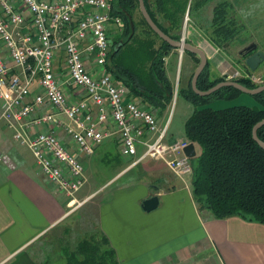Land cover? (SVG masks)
Instances as JSON below:
<instances>
[{"label": "crops", "instance_id": "1", "mask_svg": "<svg viewBox=\"0 0 264 264\" xmlns=\"http://www.w3.org/2000/svg\"><path fill=\"white\" fill-rule=\"evenodd\" d=\"M254 2L148 0V6L155 22L168 28L170 33L174 32L170 25L181 21L180 38L202 48L210 66L211 62L215 65L222 63V59L232 54V49L228 47L224 51L211 44L216 41L210 28L217 6L224 5L223 11L229 20V44L237 41L241 43L240 49L249 42H255L264 55V10H256L249 16L247 31H239L238 27L243 25H239L236 19V12L239 13L243 5L249 8ZM173 15L175 18L171 19ZM233 22L236 30H233ZM119 29L109 22L108 36L113 37ZM215 59L218 61L215 62ZM184 60L186 67L181 87H186L188 77L194 71V57L177 48L171 49L165 56L166 73L172 83ZM169 67L170 73L167 72ZM241 68V62L233 61L234 70L246 71ZM54 72L58 81L62 82L66 70H59L55 62ZM253 72L261 75L264 81V60ZM174 84L177 88V82ZM71 90L65 89L68 93ZM38 91L36 85L31 86L32 93ZM77 91L73 89L71 96L82 98ZM134 101L143 105L138 99ZM41 109H46V106L31 113V117L38 115ZM61 117L67 124L68 118ZM184 121L183 116L182 131L169 132L167 136L168 126L163 141L169 143L185 138ZM160 122L161 116L158 117V127L162 128L164 124ZM107 127L112 130L113 124L108 122ZM47 129V126L39 124L31 131ZM52 131L65 146L74 150L85 170L93 166L95 157L92 156L98 151L104 154L103 158L107 161L114 159L113 174L97 187L87 190L81 186L75 198L83 205L88 201V204L93 203V208L89 207L87 212L84 210L82 223H93L94 218L96 230L107 237L118 264H264V224L235 215L221 219L207 218L206 212L199 210L193 198L192 175L181 179L162 159L150 157L131 166L134 157L122 150L114 132L97 144L91 154L84 155L72 145L63 125L52 128ZM156 135L157 132L145 133L144 139L152 141ZM193 146L192 165V158L200 153L199 145L193 143ZM143 151L144 146L139 145L137 156ZM152 195L158 196L157 206L150 211L143 210L142 200ZM67 208L64 194L42 174L29 148L15 140L13 129L0 119V264H41L35 251L40 245L37 243L50 230L69 229L65 225L71 214Z\"/></svg>", "mask_w": 264, "mask_h": 264}, {"label": "built area", "instance_id": "2", "mask_svg": "<svg viewBox=\"0 0 264 264\" xmlns=\"http://www.w3.org/2000/svg\"><path fill=\"white\" fill-rule=\"evenodd\" d=\"M109 22L122 26L121 17L110 14L108 0H0V119L13 129L14 139L29 148L42 174L66 197L67 206L81 204L75 193L85 179L82 161L52 131L62 125L84 155L114 132L122 150L134 157L131 166L150 157L162 159L181 179L193 172L183 151L189 141L164 142L167 124L159 128L154 112L126 100V86L107 70ZM61 48L66 74L59 82L54 62ZM223 76L263 83L261 76L240 70ZM32 85L39 91L32 93ZM66 88L78 90L82 98H73ZM39 124L49 129L32 132ZM153 132L157 135L152 141L144 139L145 133ZM139 145L144 151L137 156Z\"/></svg>", "mask_w": 264, "mask_h": 264}, {"label": "trees", "instance_id": "3", "mask_svg": "<svg viewBox=\"0 0 264 264\" xmlns=\"http://www.w3.org/2000/svg\"><path fill=\"white\" fill-rule=\"evenodd\" d=\"M108 2L110 14L120 16L122 26L112 37L106 68L116 81L126 86L125 99H138L156 116H160L176 96H182L193 105L184 121V135L200 147L199 155L194 157L191 182L199 210H204L207 218L235 215L264 224V149L252 137L253 125L264 118V90L253 95L259 106L207 107L213 99L233 98L242 91L222 86L208 95H198L191 88L193 71L186 87L179 83L175 88L165 66V56L174 47L149 27L139 11L138 0ZM144 4L153 22L172 39L178 40L181 21L170 25L174 29L170 33L152 18L148 0H144ZM223 6L214 9L211 28L216 36V41L211 44L219 48L229 45L231 33ZM174 18L173 15L171 19ZM233 30H236L234 22ZM184 52L194 57L196 67L199 57L193 52ZM242 66L245 72H251L244 61ZM225 79L223 75H212L207 61L196 86L207 90ZM234 80L248 88L259 85L246 76ZM257 136L264 141V125L257 129ZM86 231L85 236L78 238L72 246H64L61 250L64 264H118L107 237L100 230Z\"/></svg>", "mask_w": 264, "mask_h": 264}, {"label": "rangeland", "instance_id": "4", "mask_svg": "<svg viewBox=\"0 0 264 264\" xmlns=\"http://www.w3.org/2000/svg\"><path fill=\"white\" fill-rule=\"evenodd\" d=\"M245 8H248V5H243V9H245ZM236 19L238 20L239 25L240 24L243 25V26L240 25L238 27L239 31L240 30L241 31L242 30L247 31L248 26L246 23L250 20L249 17L244 18L241 15V11H240L239 13L236 12ZM109 36H110V34H109ZM109 39L112 40V36H110ZM240 45H241V43H239L237 41L229 44L227 47L232 49L231 57H225L224 59H222V63H219L218 65H215V64H213V62H211L212 65L210 64L209 71L212 72V75L222 76V75H227V74H233V71H234L233 61H237L239 63L240 62L242 63V57L239 56V54H238V50H239L238 47ZM227 47L220 48V49L225 51ZM207 48H209V47L207 46ZM63 58H64V50L61 48L56 53L55 62H56V65L58 66L59 70L62 69L65 71L66 68L63 65V63L65 64V60ZM217 61L218 60L215 59V62H217ZM55 62H54V64H55ZM185 67H186V62L184 60V63L182 61L181 64L179 65L177 74H175L176 75L175 76V82H177V84L180 83V85H182V83H183ZM241 69L243 70L244 68H241ZM170 71H171V68L169 67L167 69V72L170 73ZM251 73H255V72L251 71ZM262 73L264 74V72H262ZM225 80H233V79L226 78ZM70 89H72V88H70ZM72 91H73V89L71 90V92L70 91L69 92L72 93ZM232 105H249V106L258 105L259 106V103L253 95L248 94V93H244V92H240L233 98L213 99L206 106L207 107L209 106V107L214 108V109H218V108L229 107ZM192 108H193V105L191 103L187 102L185 100V98H183L182 96H178V97L176 96L174 98L171 106L166 111H164L162 115H160L161 116V122L160 123L161 124L163 123L165 125V123L167 122V128L169 126L167 136L169 135V132L175 133V131H177V130L182 131L183 116L186 119V117L191 113ZM160 116H158V117H160ZM174 141H176V140H174ZM165 142L168 143V141H166V140H165ZM92 157H95V162L93 163V166L90 167L88 170L84 169V172H83L85 181H84V184L82 186L84 188H86L87 190H89V187L94 188V187H97L98 185L102 184L105 181V178H107L113 174V170H112L113 167L112 166L115 165V163H113L114 159H112V161H107L106 158H103L104 154L102 152L98 151ZM28 159L31 160L30 155H29ZM192 159H194V158H192ZM86 182H87V184H86V186H84ZM88 202L86 204H88ZM90 202H91V199H90ZM86 204L83 205V204L73 203L71 206L68 205L67 210H69L71 214L68 216L67 221H65V225H66V227H69V229L67 231L66 230H50L48 233H46L41 238V240H39L37 245H39V243H40V245L35 249V251L37 253V257L39 258L41 264H64L65 258L63 257L62 252H61V250L64 248V246H69V245L72 246L78 238L85 236V234L88 232L86 230H96L94 218H93V223H92V221L88 222L87 225L82 223V220L85 218V216H84L85 211L86 212L89 211L88 210L89 207L93 208V203H89L88 205H86ZM89 213L92 214L91 211ZM80 214L83 215V217H81ZM81 218H82V220H81ZM43 259H46V262H44Z\"/></svg>", "mask_w": 264, "mask_h": 264}, {"label": "water", "instance_id": "5", "mask_svg": "<svg viewBox=\"0 0 264 264\" xmlns=\"http://www.w3.org/2000/svg\"><path fill=\"white\" fill-rule=\"evenodd\" d=\"M138 7H139V11H140L141 15L143 16V18L145 19V21L147 22L149 27L160 38H162L164 41L169 43L172 47L179 49L180 52L187 50V51L193 52V53L198 55L199 62L196 65V67L193 71L192 77H191V88L196 94L201 95V96H205V95H208L211 92L219 89L222 86H232V87H234V88H236V89H238L244 93H248L251 95L257 94L260 91L264 90V83L259 84L258 86L254 87V88H248L236 80L220 81V82L216 83L215 85L211 86L210 88H208L207 90L198 89L196 86L197 78H198L199 74L201 73V71L204 69V67L207 63V60H208L207 56L205 54V51L198 46H195L189 42L184 41L182 38L175 40V39H172L170 36H168L166 33H164L151 19L150 15L147 12V9L145 7L144 0H138ZM117 47H118V45H116L115 48H117ZM238 54H239V56L244 58L243 60H244L245 65L251 71H255L256 68L258 67V65L264 60L263 52L261 50L257 49V44L255 42H249V43L243 45L238 50ZM262 125H264V118L260 119L259 121H257L253 125L252 137L259 144V146L264 149V141L261 140L257 136V129L259 127H261ZM183 151H184L185 155H187L188 157H190V158L193 157L195 154L193 142H189L184 147ZM157 204H158V196L152 195V196H149V197L142 200L141 207L143 210L150 211V210L154 209L157 206Z\"/></svg>", "mask_w": 264, "mask_h": 264}, {"label": "clouds", "instance_id": "6", "mask_svg": "<svg viewBox=\"0 0 264 264\" xmlns=\"http://www.w3.org/2000/svg\"><path fill=\"white\" fill-rule=\"evenodd\" d=\"M256 10H264V0H255L249 7L241 10V15L244 18L251 16Z\"/></svg>", "mask_w": 264, "mask_h": 264}]
</instances>
